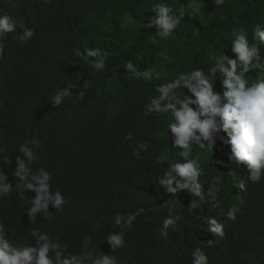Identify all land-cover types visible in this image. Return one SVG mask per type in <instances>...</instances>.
Instances as JSON below:
<instances>
[{"label":"trees","instance_id":"obj_1","mask_svg":"<svg viewBox=\"0 0 264 264\" xmlns=\"http://www.w3.org/2000/svg\"><path fill=\"white\" fill-rule=\"evenodd\" d=\"M155 3L178 8L188 0H0V16H14L35 33L24 44L13 40L20 29L0 41L4 48L0 146L7 148L11 160L6 165L0 158V169L13 188L10 196L0 197L5 238L16 246L36 247L30 230L38 229L53 239L59 235L66 254H79L83 237L90 236V251L94 246L95 252L112 255L106 236L120 231L114 215L134 213L137 218L126 231V247L116 253L117 264H194L196 247L205 252L209 264H264V175L259 183H251L246 166L230 162V146L219 140L214 153L194 145L193 155L199 156L205 172L200 178L205 194L213 176H219L222 184L220 208L212 210L208 203L191 208L192 199L198 198L187 191L174 197L158 183L168 168L167 163H156L160 152L167 147L169 159H177L167 128L169 117L143 115L144 105L157 94L155 86L166 82L165 75L170 81L194 68L207 72L212 63L209 53L225 51L235 58L230 51L231 29L245 27L251 39L254 25H264V0H225L220 7L214 0H196L199 14L185 8L181 25L167 41L156 37L155 28L145 27L155 17L151 11ZM77 47L82 53L85 48L107 51L106 68L94 71L74 55ZM162 48H167L170 62L156 56ZM129 60L139 70L157 66L162 79L129 81L124 68ZM247 75L254 78L255 73ZM85 81L87 89L82 88ZM213 83L222 91L219 78ZM68 85L74 93L83 90L84 100L73 96L53 107L51 97ZM180 92L187 94L186 89ZM128 133L131 141L126 139ZM26 139L40 141L39 148L30 145L39 158L30 165L32 171L48 170L52 190H59L68 201L60 212L49 206L55 216L51 222L37 214L31 223L27 215L31 205L18 198V178L12 173ZM142 142L148 143V151L141 150L136 159L133 152ZM241 182L247 191L239 189ZM25 194L28 199L36 195ZM170 199H175L173 216L179 214L181 220L176 231L169 228L165 240L160 235L168 215L163 204ZM230 207L238 208L237 219L225 223L223 237L212 234L208 218L223 223L227 218L219 213ZM96 224L100 227L94 230ZM208 240L218 243L208 248Z\"/></svg>","mask_w":264,"mask_h":264},{"label":"clouds","instance_id":"obj_2","mask_svg":"<svg viewBox=\"0 0 264 264\" xmlns=\"http://www.w3.org/2000/svg\"><path fill=\"white\" fill-rule=\"evenodd\" d=\"M45 3L48 0H44ZM216 7L223 6L225 0H214ZM185 8L191 9L193 15L199 14V7L196 0H188L187 5L180 4L177 7L168 3H155L151 5V11L155 17L145 25L146 28H155L156 37L167 41L171 39L175 30L181 25L185 16ZM178 13V14H177ZM239 24V21H236ZM17 29L22 32L17 33ZM17 33L13 40L20 44L30 40L34 33L22 20H17L11 15L0 16V41L7 34ZM198 34V33H195ZM230 51L235 58L223 52L209 53L211 66L205 72L203 68H194L188 72L179 73L170 81L165 75L166 81L155 86V96L149 98L144 105V116L157 114L169 117L167 128L171 133V145L176 152L177 159H169V149L165 147L156 159L157 164L167 163L168 168L158 178V183L165 189L166 193L176 197L178 193L187 191L192 197L191 208H198L200 204L208 203L210 209L220 208L218 194L221 191L222 180L219 176H213L205 194L204 185L201 183V176L205 174L198 155H193L194 145L201 151H211L217 140L224 145L230 146L231 154L228 159L236 166H246L249 173L248 180L259 183L264 175V25L256 23L252 28L251 39L245 27H234L231 29ZM4 48L0 45V58L3 56ZM74 55L84 61L96 72L106 68L108 52L100 48H85L83 53L80 48L74 49ZM156 56L166 62H170L167 48L156 52ZM126 78L131 80H144L152 83L154 80H161V72L157 66L150 65L144 70H139L131 60L127 61ZM255 73L254 78L247 74ZM80 77L77 79L79 80ZM222 91L216 89L213 81H217ZM85 81L83 89L89 87ZM73 86L59 89L51 97V104L59 108L66 98L75 96L83 101L85 92L72 91ZM186 89L187 94L180 92ZM100 92V89H97ZM226 134L225 135H222ZM126 139L131 141L132 134L128 133ZM30 145L40 147L37 139H26L19 146V153L16 156L17 167L13 175L18 178L16 191L19 193V200L31 205L27 215L31 223L37 220V214L51 222L55 216L49 212V206L55 208L56 212L63 210L68 201L59 190H52L50 181L53 179L51 173L43 167L33 172L30 165L38 161V157L32 151ZM148 143H140L134 150L133 156L140 159L141 150L147 152ZM7 148L0 146V158L4 164H11L9 156L5 153ZM26 158V159H25ZM228 174H233L229 172ZM239 189L247 191L246 185L241 182ZM26 191L35 192L34 199H28ZM13 188L7 182V176L3 169H0V197H8L12 194ZM164 207L168 215L163 220V227L160 235L167 240L169 228L176 231L181 216H173L175 199L167 200ZM238 208L230 207L227 213L221 211L220 216L226 217L224 222L209 217L211 227L209 231L216 235L224 236V225L228 221L237 219ZM137 214L116 213L114 224L120 228L117 233L113 231L106 236V242L110 245L114 254L108 255L103 252L97 253L89 250L92 245V238L85 236L82 239L83 250L79 254H66L67 246L60 243L57 235L53 239L48 233L38 229H31L30 235L37 241L36 247L16 246L10 243L4 235V224L0 221V264H117V251L126 247L125 234L130 231ZM100 227L94 225V230ZM218 243L215 240H208L205 246L212 248ZM50 253H54L52 256ZM194 264H209L205 252L196 247L193 253Z\"/></svg>","mask_w":264,"mask_h":264},{"label":"rangeland","instance_id":"obj_3","mask_svg":"<svg viewBox=\"0 0 264 264\" xmlns=\"http://www.w3.org/2000/svg\"><path fill=\"white\" fill-rule=\"evenodd\" d=\"M196 6H198V4H196Z\"/></svg>","mask_w":264,"mask_h":264}]
</instances>
